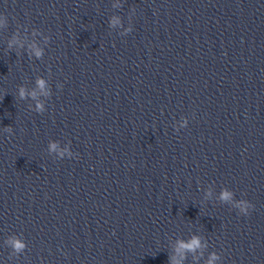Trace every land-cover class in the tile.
<instances>
[{"label":"clouds","instance_id":"clouds-1","mask_svg":"<svg viewBox=\"0 0 264 264\" xmlns=\"http://www.w3.org/2000/svg\"><path fill=\"white\" fill-rule=\"evenodd\" d=\"M38 83H39V85H40L41 87H43V81H38ZM21 94H23V93H21ZM197 243H198L197 241L193 240L192 244H190V245H186V246H185V245H182V246L192 248V247L196 246ZM16 246H17V248L21 247L20 244H17Z\"/></svg>","mask_w":264,"mask_h":264}]
</instances>
